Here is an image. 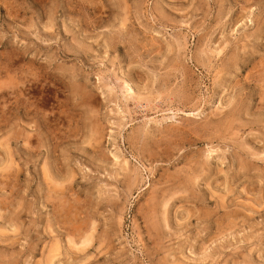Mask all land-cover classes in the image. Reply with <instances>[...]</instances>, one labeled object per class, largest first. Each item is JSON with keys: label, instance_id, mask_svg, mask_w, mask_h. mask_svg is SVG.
<instances>
[{"label": "rangeland", "instance_id": "374dc122", "mask_svg": "<svg viewBox=\"0 0 264 264\" xmlns=\"http://www.w3.org/2000/svg\"><path fill=\"white\" fill-rule=\"evenodd\" d=\"M0 264H264V0H0Z\"/></svg>", "mask_w": 264, "mask_h": 264}, {"label": "bare ground", "instance_id": "6f19581e", "mask_svg": "<svg viewBox=\"0 0 264 264\" xmlns=\"http://www.w3.org/2000/svg\"><path fill=\"white\" fill-rule=\"evenodd\" d=\"M70 175H71V174H70ZM71 178H72V177H71ZM75 230H76V229H75ZM89 230H90V229H89ZM89 232H90V231H89ZM68 235H69V234H68ZM76 237H77V236H76ZM88 238H89V237H88ZM82 239H83V238H82ZM89 240H91V239H89ZM69 241H70L69 243H70L71 245L73 244V246H74V242L72 241V238H71V239L69 238ZM87 241H88V239H87V238H84V240L82 241V243H80V245H81V244L84 245L85 243H87ZM77 244H78V243H77ZM75 245H76V244H75ZM82 247H83V246H82ZM85 247H86V246H85ZM74 248H75V247H74ZM76 248H77V247H76ZM56 249H57V248H56ZM79 249H80V248H79ZM77 250H78V249H77ZM53 252H54V251H53ZM49 257H50V259H51L53 256H52V257L49 256Z\"/></svg>", "mask_w": 264, "mask_h": 264}]
</instances>
